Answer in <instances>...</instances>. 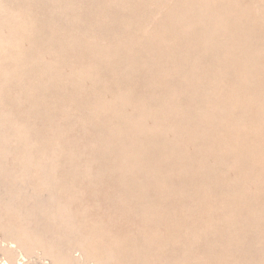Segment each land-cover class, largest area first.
<instances>
[{
    "label": "rangeland",
    "instance_id": "1",
    "mask_svg": "<svg viewBox=\"0 0 264 264\" xmlns=\"http://www.w3.org/2000/svg\"><path fill=\"white\" fill-rule=\"evenodd\" d=\"M0 119L99 260L264 264V0H0Z\"/></svg>",
    "mask_w": 264,
    "mask_h": 264
},
{
    "label": "bare ground",
    "instance_id": "2",
    "mask_svg": "<svg viewBox=\"0 0 264 264\" xmlns=\"http://www.w3.org/2000/svg\"><path fill=\"white\" fill-rule=\"evenodd\" d=\"M15 143H16V134L14 130L9 125H7L2 119H0V188L3 187L4 190V188L7 187L8 189V192L7 190L5 191L7 192L6 195L9 193V195L6 197H9L7 198V200L9 199L10 202L8 201L9 203L6 204V206L13 204H14L13 206H17V204H19V201L18 203L16 202V204L15 201L21 196V194L19 193L20 194L19 195L18 192L14 193L16 190L15 187H18V185L20 186L19 190L23 189L25 193L26 191L30 192L31 199L32 197H34L33 195H35L36 199L37 197L46 198L45 200H47V203H41L42 205L39 206L41 211L40 213L42 214L41 215L42 217L40 216L41 218L34 219L31 217L30 219L25 221L26 222L25 224H28L29 226L24 224L21 227H13V226L10 227L9 225L4 223L3 221L4 219L0 216V231H2L7 238L14 240V242L16 243V246H12V245L1 246L2 244L0 245V255L4 256V260L2 259L0 264H25V260L27 258L29 259L31 256H35V255L37 256L39 255L43 258L46 257V259L47 257H49L50 262L52 260L53 264H76L83 260L90 261V259H92V261L93 260L96 261L97 264H113L114 255L109 254L106 255L105 259L103 258L102 260H99L98 258H96V256L93 253H91L89 247L86 246V242H84V240L81 239L80 235L75 231L76 228L72 225V221L70 217L68 218L65 214L66 213L65 206L59 200L58 194L56 192L54 171L49 165L47 164L40 165V168L43 172L42 183L46 187V193H47L46 195L40 196L38 194H35L34 192L35 190L30 183V175H29L31 171L30 163H28L27 161L25 162L18 161L14 164L9 163V158L12 155L13 145ZM1 196L2 193L0 194V197ZM1 198L3 200V197ZM32 200L35 199L33 198ZM28 201L25 202L27 203ZM1 202L3 203L4 201ZM1 202L0 205H2ZM20 203L22 204V202ZM31 204L35 205V203H31ZM39 204L40 203H38V205ZM24 208L26 207H23L22 209ZM24 211L25 210H23V212ZM35 221L38 223V225L41 223L43 224V226H40L41 228L40 230H38L39 229L38 226L37 229L35 228L33 224L35 223ZM2 232L0 234H2ZM77 251L81 253L80 256L75 255Z\"/></svg>",
    "mask_w": 264,
    "mask_h": 264
}]
</instances>
